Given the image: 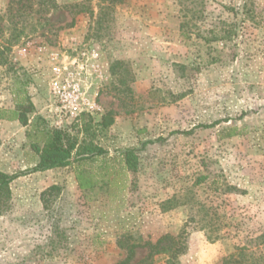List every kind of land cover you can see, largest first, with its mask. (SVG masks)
Listing matches in <instances>:
<instances>
[{
	"label": "rangeland",
	"instance_id": "rangeland-1",
	"mask_svg": "<svg viewBox=\"0 0 264 264\" xmlns=\"http://www.w3.org/2000/svg\"><path fill=\"white\" fill-rule=\"evenodd\" d=\"M12 2L22 4L0 0V173L19 176L0 213V264H113L128 244L183 229L176 264H222L250 238L264 246V0H53L54 10L17 16ZM90 48L101 74L84 81L101 112L67 129L107 154L31 171L39 155L15 92L42 117L49 51L82 59ZM52 182L60 190L44 204ZM196 201L224 215L221 238L190 221L202 214ZM145 255L136 248L132 262Z\"/></svg>",
	"mask_w": 264,
	"mask_h": 264
},
{
	"label": "trees",
	"instance_id": "trees-1",
	"mask_svg": "<svg viewBox=\"0 0 264 264\" xmlns=\"http://www.w3.org/2000/svg\"><path fill=\"white\" fill-rule=\"evenodd\" d=\"M25 1L27 3H25ZM32 1V3H30ZM101 2H112L114 0H100ZM17 3H22L17 8L13 7L12 2V16L16 14H42L54 10L57 6L53 0H18ZM30 3V4H29ZM11 10V9H10ZM19 21L12 22V42L18 39L20 31H18ZM33 31V28L30 29ZM16 32V33H15ZM9 42L1 46V51L8 49ZM25 85V83L23 84ZM16 98L14 99L15 109L18 111L17 119L25 126L26 138L31 143L35 152L39 155L38 163L31 169V171H43L57 167H64L73 161L91 159L96 156L106 155L107 152L97 144L91 142L86 144H78L73 134L66 128L56 129L49 128L46 121L37 114L33 103L28 99L23 88H18L15 92ZM92 116L83 113L77 122L71 126H79L83 122H91ZM213 124L204 125L203 127H211ZM135 149L124 150L121 154L124 158L125 165L129 170L136 168V155ZM19 174L0 173V213L5 210L7 202L10 199V183L18 177ZM76 179L81 188L86 184L83 182L80 174L76 175ZM232 187L225 185V191H230ZM60 186L51 185L42 191V200L47 202L45 195L52 192H58ZM175 198L165 200L162 203V208L167 209L174 206ZM201 215L197 218L195 215L190 217V221H194L199 225V229L204 231L209 240H217L222 237L220 230L226 227V222L223 220L224 215L218 213L211 206L204 203L197 202ZM263 241H258L256 238H250L246 245L238 246L234 253L222 259V264H264V246ZM143 248L146 250V255L136 261L132 262L135 257V249ZM187 250V233L183 229L180 233L172 235L165 233L160 235L154 240H144L140 243L128 244L125 247V256L122 260L113 264H154L157 260H164L166 264H176L178 258L185 254Z\"/></svg>",
	"mask_w": 264,
	"mask_h": 264
},
{
	"label": "built area",
	"instance_id": "built-area-1",
	"mask_svg": "<svg viewBox=\"0 0 264 264\" xmlns=\"http://www.w3.org/2000/svg\"><path fill=\"white\" fill-rule=\"evenodd\" d=\"M29 45L27 42L21 52H27ZM81 57L64 59L59 52L49 51L47 98L41 111L49 128L63 129L77 122L83 113L93 117L101 112L95 86L84 81L92 73L101 74L98 52L90 48Z\"/></svg>",
	"mask_w": 264,
	"mask_h": 264
},
{
	"label": "crops",
	"instance_id": "crops-1",
	"mask_svg": "<svg viewBox=\"0 0 264 264\" xmlns=\"http://www.w3.org/2000/svg\"><path fill=\"white\" fill-rule=\"evenodd\" d=\"M42 109H43V107L41 108V110L39 111V113H41ZM42 117H43V116H42ZM13 120H15V118L12 119V121H13ZM46 124H47V123H46ZM47 126H48V125H47ZM70 126H71V125H70ZM70 126H69V127H70ZM63 168H64V167H63ZM72 174H73V173H72ZM73 181H74L75 185H77V187H78L80 190H82V189H84V188L86 187V186H85L84 188H81V187L79 186V184H78V181L76 180V176H74V175H73ZM51 185H57V184H56V182H52V183H50V184L48 185V187L51 186ZM46 188H47V187H46ZM46 188H45V189H46ZM45 189H44V190H45Z\"/></svg>",
	"mask_w": 264,
	"mask_h": 264
}]
</instances>
